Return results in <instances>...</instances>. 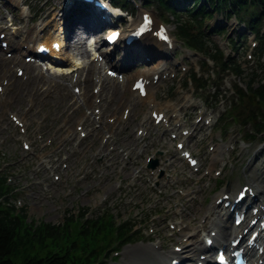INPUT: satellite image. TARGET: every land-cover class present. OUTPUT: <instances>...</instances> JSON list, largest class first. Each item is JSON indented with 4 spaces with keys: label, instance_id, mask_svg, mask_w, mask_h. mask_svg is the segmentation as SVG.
<instances>
[{
    "label": "rangeland",
    "instance_id": "obj_1",
    "mask_svg": "<svg viewBox=\"0 0 264 264\" xmlns=\"http://www.w3.org/2000/svg\"><path fill=\"white\" fill-rule=\"evenodd\" d=\"M69 2L70 0H20L17 4L14 1L0 0V32H7L6 39L9 42L12 39L10 46L11 52L14 53L12 58H9L6 56V52L0 48L2 58L14 61L12 64L8 62L5 66L11 76L5 81V84L8 81L15 83L18 63L24 69L27 67L26 73L32 72V76L28 73L25 82L17 79L18 81L12 85L11 90L6 93L8 103L5 106L0 104V162L2 163V160L5 159L4 163L10 164V167L5 171L13 180L12 186L19 190V199L25 203L24 206L28 209V222L60 224L73 212L78 214L76 219H79L81 212L86 210L85 216L87 215L88 219L95 216L99 208L111 209V217H115L118 222L132 220L136 224V230L144 237L141 242L123 248L117 259L110 260L108 264H169V258L174 253L176 246H179L183 251L186 245L197 241L199 242L198 248L204 247L203 240L214 227L210 225L208 219L205 226L203 222L206 220L208 210L217 195L225 192L230 193L234 198L241 186L246 184L252 185L254 189L264 188V135L254 143L247 137L252 132L256 134V129L253 126L244 129L238 121L232 120L234 113L237 115L240 112L238 108L233 109L234 105L232 107L233 102L237 103L234 97V86L246 89V80L236 78L229 72L221 74L218 78L217 65L213 61L206 60L202 55L196 57L189 54L177 43L174 36L176 29L173 23L167 25L175 40V49L170 52L168 60L162 59V61L166 65V70L173 72L175 76L174 78L167 77L153 85L151 90L153 99L159 98L158 105L161 104L164 109L170 110L173 115L180 116L191 125H197L196 119L205 109L207 111L213 109L212 112L218 118V128L223 132L220 150L221 152L223 150L224 154L221 157L218 155L211 157L219 151L217 150L206 157H199L200 168L197 171L191 169L181 158L180 150L176 148L178 140L176 142L169 138V152L174 157H154V159H159V167L174 177L176 181L166 186L162 181L160 186H156L159 181L158 177L151 175L152 170H149L148 166L146 167L147 158L155 150L153 137L156 125L154 126L150 117L145 123L143 120L144 115L147 112L150 114L158 105L151 107L148 101L145 103V100L141 104L130 95L128 88L130 89V85L137 75L156 68V65H159L161 61L159 58H154L155 56L151 55L150 59H154L150 64L137 61L131 57L136 50L129 49L130 60H127L124 56V44H121L120 48L112 55H109V65H121L122 69L126 70L127 64H129L130 69L124 73V79L127 82L125 87L110 82L105 85L106 89L99 95V98L103 99L100 105L104 114L103 122L108 123L104 125L95 121L94 106H83L80 109L78 106L72 107L71 98L72 100L76 99L75 96H72L75 94L74 88L69 87L70 83L66 78L63 76L59 78L58 89L56 82L47 79L52 73L61 72L62 68L69 69L70 66L67 62L80 65L84 74L88 71L92 57L87 55L85 51L87 44L85 45L84 42H87L88 36L92 34L90 29L76 31L85 35L82 37L84 39L79 41L83 43L81 44L82 48L72 50L68 47L71 44L67 43L62 66L46 65L40 70L39 68L34 70L35 66L26 65L24 57L29 52L21 43V35L27 29L31 31L35 41L33 45L36 46L44 40L64 38V24L67 23V20L73 21L80 15L88 20L92 18V13L87 11L84 6L78 5L79 3L73 10L78 14L70 15L68 12L64 15L62 10ZM133 4L137 5L134 15L118 10L113 11L116 13L115 15L122 16L120 25L124 30L129 29L132 20H140L143 13H152L156 26L162 25L159 14L152 8H148L143 0H135ZM251 13H253V8L248 7L243 13V17L249 20ZM220 17L217 16L216 20ZM170 20L172 21V19ZM224 20L228 22L227 33L224 34L226 29L222 27L221 32L224 35L217 36V38L214 36L212 46L219 47L226 59L235 58L246 72L245 75L252 72L261 75L257 62L251 58L255 53L252 45L259 44L255 33L246 31V36L242 39L243 45L237 55L229 41L233 38L236 39L237 32H240L241 29L236 26V21ZM11 21L16 24V28L13 30L9 29ZM214 21H211L212 26ZM16 31H20L19 37L14 36ZM229 32L233 34L230 40H227L225 37ZM97 35L101 37L99 33ZM105 50L100 48L97 51L100 55H108L104 52ZM11 52L9 51V53ZM140 53V56L145 60L149 56L148 53L141 52V50ZM174 54H176L175 57ZM122 59L124 64L120 63ZM132 61H134L133 64ZM176 63H179L178 67H176ZM182 65L186 66V71L182 69ZM110 67L108 66V68ZM36 70L46 76L44 80L43 78L39 81L32 79L37 74ZM104 74L106 75V72ZM193 74H197L201 80L207 81L210 87L205 91L198 90L197 85L191 80ZM95 87L96 83L92 81L86 90L94 96L93 89ZM113 90H116L117 93L112 101L111 92ZM187 96H191L193 102L185 104ZM118 97L119 100L123 99V102L116 110L119 102ZM95 99L96 97L92 101L95 102ZM197 105L198 110L195 108ZM70 106L71 108H69ZM127 106H130L133 114L132 116L130 112L129 120L122 118L123 110ZM100 107L98 106V108ZM68 108L69 110L65 111ZM178 108L181 110L175 111ZM11 115H16L19 119H26L24 124L26 132V127L30 133L37 132L34 136V147L37 148V153L45 147L47 140H51L56 153L60 156L65 154L70 156L66 161L68 169L64 171V179L68 177L65 186L62 183H57L49 186L48 191L45 189L41 182L44 180V175H35L32 171L36 158L31 157L32 153L24 150V142L21 140L22 130L14 123ZM67 116L71 117L66 121L65 117ZM109 117H117L114 127L107 120ZM89 121L93 123L91 124ZM82 122H86L85 131L88 133V137L84 140L80 138L77 130V126ZM148 124H153V127H149ZM160 126L161 124L157 127ZM143 127L149 128L147 136L137 135V129ZM38 133L43 136L42 142L37 139ZM71 134L72 137L69 136ZM196 135L191 136V139L187 140V144L188 148L199 153L198 140H194ZM105 137L107 142L102 144V139ZM190 140H192V144H190ZM109 148L114 150L109 153ZM128 153L129 155H127ZM54 158H58L59 162L61 160L62 166L63 157ZM212 164H214L213 167ZM0 168L2 170V166ZM220 171L222 173L216 175ZM68 189L71 190V194L66 196L65 193L69 191ZM262 199H264V195L259 197V202ZM217 211L223 219V227L232 226L233 218L229 219L225 216L226 211L220 206ZM217 219L220 222L219 216ZM186 227L188 228L183 230ZM188 230H194L192 239H190L192 232L187 234ZM225 238L227 242L229 234L225 235ZM154 251H159L163 259H159L153 253ZM200 252H198L197 259H200ZM166 257L167 262L164 263Z\"/></svg>",
    "mask_w": 264,
    "mask_h": 264
},
{
    "label": "trees",
    "instance_id": "obj_2",
    "mask_svg": "<svg viewBox=\"0 0 264 264\" xmlns=\"http://www.w3.org/2000/svg\"><path fill=\"white\" fill-rule=\"evenodd\" d=\"M110 1L125 11L136 8L130 0ZM143 1L148 8L158 12L162 21L173 23L177 40L186 48L211 57L222 63L224 70L231 69L235 76L246 80V90H235L239 102L233 109L238 108L240 112L234 113V118L243 125H253L257 133H264V36L260 37L258 33L261 45L257 62L261 75L257 72L245 75L237 61H225L219 49L211 47L205 30L206 21L213 19L216 12L229 17L239 16L251 30H255L256 24L264 21V0ZM248 7L253 8V13L246 20L243 13ZM73 10L71 15L76 13ZM192 80L199 82L195 76ZM199 87L204 88V85ZM6 180V175L0 174V198L11 189ZM85 213L82 211L79 219L72 214L60 224L28 222L25 209L18 215L0 202V264H107L114 253L139 240L140 234L134 232L131 220L120 223L115 217L102 215L99 211L85 219Z\"/></svg>",
    "mask_w": 264,
    "mask_h": 264
},
{
    "label": "bare ground",
    "instance_id": "obj_3",
    "mask_svg": "<svg viewBox=\"0 0 264 264\" xmlns=\"http://www.w3.org/2000/svg\"><path fill=\"white\" fill-rule=\"evenodd\" d=\"M9 1H14V2H17V4L20 2V0H9ZM70 0V2L65 6V8L62 10L63 14L66 15L68 12V14H70L72 12V10L75 8L76 4L79 3L78 0ZM83 6V5H82ZM88 8H90L96 15V11L91 7V6H87ZM78 14V13H77ZM81 14V13H80ZM79 14V15H80ZM71 15V14H70ZM141 19H142V16L140 17V20H138L136 24H139L141 22ZM73 21L74 22V26L73 28L71 29L70 32L67 33L66 37L62 38L63 39V42H62V45H64V43H66V46L67 43H70L71 46H68L69 49L72 48V50L74 49H80L82 47L79 48V46L81 44H83L82 42H79L80 39H79V35H75V31L79 30V29H85L88 27V24H92V18H90L88 20V18L82 16H78L77 19L75 18ZM80 32V31H79ZM22 37V44L23 45H29V43L33 40L32 39V36H31V32L28 30L26 32V35H21ZM149 36L147 37H143L141 38V44L139 46V49L141 50V52H145V53H150L152 56H155L156 53L157 54H164L163 52H166L168 51V49L166 48V46L163 44V43H160L157 41V39L155 38H148ZM84 39V38H83ZM78 40V41H77ZM20 41V40H19ZM65 41V42H64ZM136 44H134L131 47H128V49L125 51V57L127 60H130L129 56H128V50H132L133 47H136L135 46ZM67 47V48H68ZM84 47V46H83ZM33 51H35L36 48H32ZM28 51H31V46L28 47ZM2 53V52H1ZM81 53V52H80ZM96 53V52H94ZM155 53V54H154ZM169 52L165 53V54H168ZM80 55V54H79ZM86 55V54H85ZM94 57H96L97 54H93ZM164 56V55H163ZM3 57V56H2ZM0 57V80L1 81H4L8 78V73L9 71L6 70V65L8 64V60L4 59ZM149 58H151V56L149 55ZM63 59V58H62ZM107 61L110 59V56L108 55L106 58H105ZM124 59V58H123ZM123 59L121 60L120 63L124 64L123 63ZM146 59H148L146 57ZM160 64L159 65H156V68H154L152 71H149V72H143L142 74L138 75V77L134 78L133 80H137L139 77H144V78H147L149 76H155V75H158L161 71H166V69L164 68V65H163V62H162V59H160ZM14 62V61H13ZM18 63V62H17ZM57 63V62H56ZM56 63H53V64H56ZM78 65V64H77ZM80 66V65H79ZM79 66H76L74 64H70V69H68L67 71H63V73H56V74H51L48 76L47 79H49L50 81H53V82H56L57 85H58V82H59V78L61 76H63L64 78H66L68 81H70V83L72 85H74V88H77L78 86L81 87V92H80V95L82 97V100H80V107L84 106V105H89L90 107L93 106V102H92V97L90 94L86 93L85 92V88H86V84L90 81H93L94 79L96 80H99L98 82V87H101V92L104 91V89L106 88L105 87V83H114L115 85H118L120 81H115L113 80L112 78L108 77V75L106 76H103L102 74V70L103 68L105 67V64H100L98 61H96V59H94L91 63H90V66H89V69H88V72L86 73V78L85 80H83L84 78V72H82V70H80L81 68ZM63 69V68H62ZM61 69V70H62ZM83 69V68H82ZM87 71V70H85ZM108 70H106V73H107ZM28 73L30 72H27L25 75H27V78H28ZM41 76V78H40ZM42 76L44 78V75L43 74H39L37 77H34L32 78L33 80H41L42 79ZM131 77V76H130ZM128 79V78H127ZM46 80V79H45ZM85 83V84H83ZM127 83V82H126ZM133 85V84H132ZM132 85L130 86V89H129V92L132 94L133 97L136 96V98H140L138 96V94L136 92H133L132 91ZM11 88V84L8 83L6 86L3 85V89L0 90V104H2L3 106H5L7 103H8V98L6 97V93L10 90ZM111 88V87H109ZM152 88L149 87L148 89V93H147V96L145 97L147 101L151 102L152 98L150 97V95H152ZM116 91L113 90L112 92V96L114 97L116 95ZM142 99V98H140ZM118 106L116 108V110L122 105V102H123V99L121 100H118ZM192 98H188L187 99V102H192ZM152 113V112H151ZM124 114V113H123ZM122 114V115H123ZM130 115V113H129ZM116 118L117 120V117H114ZM129 118V116H128ZM178 121H180V119H177ZM22 122H25V121H22ZM215 162V161H214ZM257 190L259 191V195H264V188L263 187H257ZM223 194V193H222ZM221 194V195H222ZM217 196L215 199H214V204L211 206V208L208 210V213H209V223L210 225H212L214 227V229H211L210 232H209V236H210V233L213 232V231H216L217 232V236L215 238V243L218 241H225V235H228L229 234V240H228V243L231 241V239L238 235V234H242L243 230L247 227L249 221L251 219H253V217L250 215V217L248 218L247 221H245L239 228H236L234 225L233 227L231 228H224L223 229L221 228V224L219 223V220L217 219V215H215L217 212V209H218V206H217V203L216 201L220 198V196ZM207 215V214H206ZM225 216H227V214H225ZM208 236V237H209ZM207 237H205L206 239ZM204 239V241H205ZM226 242V241H225ZM264 244V242H263ZM199 242H195L193 241L190 245H189V248L188 246L184 248V251L185 252H190V256H187L188 259H184V261L182 262V264H197L195 263L196 260H197V257H198V252H199ZM206 249V247H205ZM250 253H256V251H254L253 249L252 250H249ZM154 254H156L158 256L159 259H163L162 255H160L158 252L154 251L153 252ZM153 257V256H152ZM172 257L173 259H177V257L175 255L172 254ZM187 260H189V262H186ZM264 260V256L261 255L258 257L257 259V262H260V261H263ZM166 262V260H164V263ZM210 263H214V259H209Z\"/></svg>",
    "mask_w": 264,
    "mask_h": 264
},
{
    "label": "water",
    "instance_id": "obj_4",
    "mask_svg": "<svg viewBox=\"0 0 264 264\" xmlns=\"http://www.w3.org/2000/svg\"><path fill=\"white\" fill-rule=\"evenodd\" d=\"M158 165L157 162L153 161L151 164H150V168H155L156 166Z\"/></svg>",
    "mask_w": 264,
    "mask_h": 264
}]
</instances>
